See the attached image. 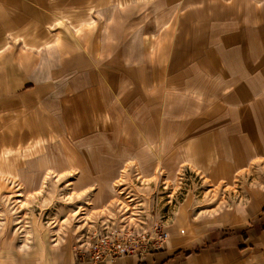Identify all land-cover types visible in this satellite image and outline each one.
Listing matches in <instances>:
<instances>
[{
	"label": "crops",
	"instance_id": "1",
	"mask_svg": "<svg viewBox=\"0 0 264 264\" xmlns=\"http://www.w3.org/2000/svg\"><path fill=\"white\" fill-rule=\"evenodd\" d=\"M137 71L149 76L133 86L144 95L137 115L169 117L171 101L182 102L176 137L146 140L188 142L147 157L164 158L166 179L188 168L243 201L193 222L182 212L164 225L159 248L102 264H264V0H0L3 118L41 114L68 139L99 141L116 172L123 151L98 128L112 111L121 123L123 79L134 85ZM89 163L61 172L102 190L105 169ZM0 264L86 262L65 230L46 254H2Z\"/></svg>",
	"mask_w": 264,
	"mask_h": 264
},
{
	"label": "rangeland",
	"instance_id": "2",
	"mask_svg": "<svg viewBox=\"0 0 264 264\" xmlns=\"http://www.w3.org/2000/svg\"><path fill=\"white\" fill-rule=\"evenodd\" d=\"M133 67L124 64L125 69ZM138 71L134 85L131 78L123 79L121 123H114L112 111L111 124L97 127L108 140L106 144L113 149L118 145L123 151L122 168L116 172L114 160L100 157L103 149L99 141L92 140L88 145L68 139L60 127L41 114L30 118L26 111L3 118L0 111V256L46 254L65 230L74 237L75 254L79 249L85 252L98 234L149 233L156 223L164 229L182 212H187L193 222L209 217L227 203L243 201L240 190L213 189L188 168L177 171L172 180L166 179L164 170L170 178L173 171L164 167L160 156L151 158L154 168L150 171L146 166L151 160L148 155L177 149L188 142L146 140L147 135L176 137L180 127L173 113L180 110L182 102L171 101L169 117L160 115L148 120L142 112L137 115L144 95L137 96L133 86L138 84L142 89L149 77ZM186 98L191 100L192 95ZM86 129L81 127L82 132ZM73 130H79V126ZM100 130L90 132L91 137ZM83 160L105 169L99 175L104 182L102 190L99 184L84 189L81 172H61ZM76 176L75 183H71ZM225 232L230 235L233 231Z\"/></svg>",
	"mask_w": 264,
	"mask_h": 264
},
{
	"label": "built area",
	"instance_id": "3",
	"mask_svg": "<svg viewBox=\"0 0 264 264\" xmlns=\"http://www.w3.org/2000/svg\"><path fill=\"white\" fill-rule=\"evenodd\" d=\"M164 237L160 223H156L149 233L121 231L98 234L93 236L85 252L79 249L76 255L85 260L86 264H102L127 256L141 258L159 248Z\"/></svg>",
	"mask_w": 264,
	"mask_h": 264
}]
</instances>
